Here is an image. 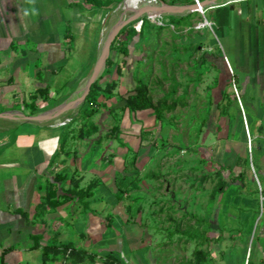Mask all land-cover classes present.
Wrapping results in <instances>:
<instances>
[{
  "label": "rangeland",
  "instance_id": "374dc122",
  "mask_svg": "<svg viewBox=\"0 0 264 264\" xmlns=\"http://www.w3.org/2000/svg\"><path fill=\"white\" fill-rule=\"evenodd\" d=\"M90 1L100 8L93 9L85 0H68L70 4L62 9L68 19L78 22L76 31L69 32L75 35L72 59L74 67L84 69L85 77L91 66L88 55L94 54L121 9L129 8V0ZM162 1L177 5L183 0ZM78 3L84 5L82 13L76 11ZM191 15L174 28L154 25L148 31L141 23L144 17L130 23L137 32L145 27L144 36L127 41V58L111 53L116 70L99 82L95 101H86L77 111L80 114L66 128L67 141L56 158L61 130L52 127L55 122L38 128L0 121L4 127L17 126L21 133L28 130L23 133L24 143L37 137L45 149L48 163L38 184L40 210L46 205L41 217L47 219L55 211L57 215L46 221L52 233L44 236V247L60 243L61 233L66 237L72 231L77 241H94L74 232L72 223L83 213L88 219L99 216L101 227L112 228L116 221V264H128L122 255L124 245L140 250L138 254L145 249L151 264H199L198 251L209 255L206 264H264V213H259L264 207V127L258 126L259 134H253L235 100L232 70L219 69L217 53L227 54L223 40L217 38L219 28L214 24L198 30L195 27L205 16ZM163 18L179 23L175 15ZM227 57L233 66L231 55ZM141 85L151 108L131 112L125 100ZM13 91L16 103L10 109L26 115L52 109L68 96L56 94L52 99L45 93L34 94L29 87ZM239 96L248 110L247 91ZM222 106L228 112H222ZM6 108L0 106V111ZM0 135L2 147L8 137ZM232 174L242 176V190L229 184L224 192L218 191L221 183H231ZM121 178L131 179L137 188L120 192ZM95 223L94 231L99 227ZM62 255L61 263L66 264L71 257ZM97 256L104 263L113 262L100 252L91 253L92 260L85 257L95 264ZM40 257L32 258L33 263L40 264Z\"/></svg>",
  "mask_w": 264,
  "mask_h": 264
},
{
  "label": "crops",
  "instance_id": "0c3cea01",
  "mask_svg": "<svg viewBox=\"0 0 264 264\" xmlns=\"http://www.w3.org/2000/svg\"><path fill=\"white\" fill-rule=\"evenodd\" d=\"M69 2L63 0L60 4L59 0L55 3L54 0H0V59L5 58V61H0V106L14 110L10 109L16 103L14 94H10L14 88L19 92L25 87L33 88L32 92L37 95H40V90L47 89L52 99L56 94L59 97L68 95V98L78 89L86 75L83 68L74 67L72 59L75 35L69 32L71 29L76 31L78 22L71 18L69 20L66 11L62 10ZM81 7L84 9L83 3L76 5L78 13L83 12ZM205 11L210 16L207 18L204 15L205 19L219 28L217 38L223 40V47L231 55L233 66L236 67L233 68L227 54L222 56L218 52L221 60L219 69L226 72L227 66L230 67L238 94L247 91L250 103L248 110H245L242 98L239 97L253 134L258 135L257 127H264V0H229ZM98 49L99 45L94 54L88 55L91 64L86 71L88 74L96 62L94 56L96 54L97 58ZM8 94L12 99L7 98H11ZM4 126L0 124V134L4 133L2 138L8 137L7 144L0 147V264H35L32 261L35 256H42L40 264H62L61 253H51L43 261L45 245L42 241L44 236L52 233L51 223L48 225L46 221L57 215L55 211L48 213L47 219L41 217L42 198L38 184L39 173L48 163L45 149L37 137L24 143L27 137L23 133L27 134L28 130L21 133L16 131L17 126ZM13 129L15 133L9 134ZM254 129L257 131L254 132ZM79 217L78 222L72 223L74 232L94 241L82 238L77 241L72 231V235L66 237H62L64 234L61 233L60 243L53 246L71 244L74 249L89 255L100 252L107 255L106 258L111 256L113 262L104 263L97 256L95 264H116V221L112 228L105 225L102 228L99 216L97 219H88L80 213ZM95 221L99 227H95L94 231L91 228ZM63 240H66L65 243ZM131 246L122 247V255L127 256L125 261L128 264H151V257L145 249L138 254L140 250L133 251ZM91 249L95 251L91 252ZM88 261L86 258H71L66 264H90Z\"/></svg>",
  "mask_w": 264,
  "mask_h": 264
},
{
  "label": "water",
  "instance_id": "95a60500",
  "mask_svg": "<svg viewBox=\"0 0 264 264\" xmlns=\"http://www.w3.org/2000/svg\"><path fill=\"white\" fill-rule=\"evenodd\" d=\"M229 0H203L199 3L195 2L188 5H170L163 1H159L155 8L159 15H175L183 16L197 12L198 6L203 10L216 7L224 4ZM125 3V1L123 2ZM153 13V12H152ZM151 13V14H152ZM149 11L142 14L130 15L128 10H123L117 19L109 26L105 35L99 43L98 55L96 62L89 72L88 76L83 79L75 93L69 96L63 103L59 104L52 109L38 112L32 115H26L25 113L17 110H6L0 112V121H9L14 123H22L29 125H46L53 124L54 122L65 118L72 117V114H76L80 107L84 104L87 96L90 93L91 86L102 76L106 68V63L111 53V46L120 31L129 25L132 21L151 15Z\"/></svg>",
  "mask_w": 264,
  "mask_h": 264
},
{
  "label": "trees",
  "instance_id": "16d2710c",
  "mask_svg": "<svg viewBox=\"0 0 264 264\" xmlns=\"http://www.w3.org/2000/svg\"><path fill=\"white\" fill-rule=\"evenodd\" d=\"M89 1L90 0H85L86 3L88 2L89 5L94 6V7H92L93 9L98 8L100 6V4L97 3L96 1H90V2ZM131 1L132 0H129V4H130ZM160 1H162V0H160ZM199 1L201 2L203 0H199ZM193 3H194V0H183L181 2H176L177 5H188V4H193ZM129 4L127 5V7H129ZM116 6H117V4H116ZM191 16H192L191 14L183 15V16H178V22L179 23L172 22V24L175 25V26H178L180 23H182L184 20L189 19ZM141 23L142 24L145 23L147 25L146 27L148 28V31L152 30V28L155 27L147 19V17H144L143 19H141ZM143 28H145V27H143ZM143 28H142V31L137 32L136 29L133 27V24H129L126 27H124L120 31L119 35L117 36V38L115 39V41L112 44V46H111V53L115 52L118 55H121L124 58H127L129 56V48H128L127 41L128 40H132L136 35H139L141 37L144 36V29ZM156 28H158V27H156ZM160 28L161 27H159V29ZM121 36H122V38H121ZM111 53H110V57L107 60L106 68H105V71L103 72L102 76L91 86L90 93H89V95L87 96V98L85 100V102L87 101L88 104H90L89 103L90 100L93 101V102L95 101L94 100L95 99L94 94H96L97 90H99V88H100L99 82L105 76L111 74L114 69L116 70V67H114L116 65L111 61V59H112L111 58ZM95 59H96V54L94 56V60ZM107 87H108V85H107ZM110 87H112V86H110ZM39 92H41V94L42 93H45V95L48 94L47 89L42 90V91H39ZM146 94H147L146 87L144 85H141L140 87H138L136 89V91L134 92L133 95H130L125 100V105H124L125 108L129 109V111H131V112H137V111H140V110H144V109L151 108V104L147 100ZM235 100L238 101L236 103H239L238 105H240V110L241 109L243 110V106L241 104L240 97H239V99L238 98H235ZM52 107H54V106H52ZM84 110H82L81 113ZM222 112H224V113L227 112V106H222ZM79 114L80 113H78L77 116H75L74 119H72V121L70 123H68V124H66V125H64L62 127H59V129L61 130V135H60V138H59L60 148H59V150L56 151L55 158L57 157V155L61 154L59 152L63 149V145L67 141L68 134L66 133L67 132V129L66 128L69 127L78 118ZM10 132H11V134H14L15 133V130L13 129ZM250 144H252V140H251V143ZM230 178H231V181H230L231 183H228V182L221 183V185L218 188V191L224 192L227 189V187L229 186V184L239 185L240 190H242V188H243V184L241 185L242 176L241 175L240 176H235L234 174H232ZM117 187H118V189H119L120 192H125L129 188L130 189H134V188L136 189L137 188V184L135 182H132L131 179L121 178V180H119L118 183H117ZM255 192H259L258 188L255 189ZM49 199H52V198H49ZM49 199L47 197V200H49ZM47 204H49V203H47ZM44 208L46 209V205L45 206L42 205V211L44 210ZM260 212L261 213H264V207H261L259 209V213ZM51 253H55V254H59V253H61V254H67L68 253L69 255H67V257H71L74 260L79 259V258H82V260H85V258H86L85 256H87L89 259L92 260V258L90 257V255L88 253L81 252V251H78V250L74 249L71 246V244H66L64 246H53V245H50V247L49 246L44 247V253H43V261L44 262L46 261L47 257ZM196 256H197V259L199 261V264H206L208 262V256L209 255L207 253H204L203 251H198L196 253Z\"/></svg>",
  "mask_w": 264,
  "mask_h": 264
},
{
  "label": "built area",
  "instance_id": "2783aa9c",
  "mask_svg": "<svg viewBox=\"0 0 264 264\" xmlns=\"http://www.w3.org/2000/svg\"><path fill=\"white\" fill-rule=\"evenodd\" d=\"M156 4H158V0H153ZM195 2L199 3V0H194ZM202 15H205V10L202 11ZM164 15H148L146 16L147 19L155 26H160V27H171L174 28V25L171 22H167L164 18ZM213 28L214 24L212 22H209L208 20L204 19V21L198 23V25L195 27L196 29H204V28ZM227 60V59H226ZM234 90H235V94L237 96V98L239 99V94L237 92V89L235 87V85L233 84ZM77 115V113L75 114ZM75 115L72 114V117H65L59 121H57V123L55 124V128H59L62 127L68 123H70L72 121V119H74Z\"/></svg>",
  "mask_w": 264,
  "mask_h": 264
},
{
  "label": "bare ground",
  "instance_id": "6f19581e",
  "mask_svg": "<svg viewBox=\"0 0 264 264\" xmlns=\"http://www.w3.org/2000/svg\"><path fill=\"white\" fill-rule=\"evenodd\" d=\"M153 1V0H152ZM146 3H148V0L145 1V2H134V0H132L129 4V7L132 8V10L130 8H124L125 10H128V13L130 15H134V14H144V13H147V11H149V13L152 14L151 15H158V12L157 10L155 9L157 7V4L153 1V3L149 4V5H145ZM145 5V6H141V7H138L140 5ZM124 9H121L122 11ZM197 12H202L203 9L201 7L198 6Z\"/></svg>",
  "mask_w": 264,
  "mask_h": 264
}]
</instances>
